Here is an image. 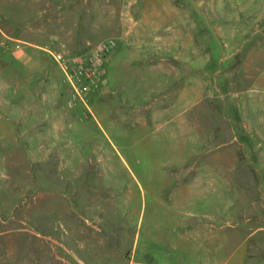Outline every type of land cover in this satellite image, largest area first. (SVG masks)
I'll return each mask as SVG.
<instances>
[{"label":"rangeland","instance_id":"obj_1","mask_svg":"<svg viewBox=\"0 0 264 264\" xmlns=\"http://www.w3.org/2000/svg\"><path fill=\"white\" fill-rule=\"evenodd\" d=\"M172 3L188 10L173 8ZM122 12H130L135 20L143 14L148 20H159L163 30L166 26L187 30L192 19L199 33L208 23L205 41L211 63H218L222 72L229 64L220 60L223 53L253 47L264 54V41H259L264 36V0H0L4 25L27 44L53 48L65 44L79 51L114 38L117 46L111 64L105 62L103 70L112 85L125 89L107 98L113 104L122 96L143 102L144 90L136 89L140 85H133L132 79L151 78L146 73L133 75L128 65L136 50L127 47L134 34L121 38L116 27ZM197 37L202 54L207 47L204 38ZM18 50L33 55L35 90H20L18 97L13 70L0 65L4 71L0 74L4 117L0 123L4 133L3 148L0 138V264H82L81 259L86 264H125L131 254L150 264H264V104L253 103L264 100L261 87L252 90L250 84H242L225 91L226 96L214 99L210 106L209 114L218 115L211 108L228 104V114L236 113L243 119L239 125L247 124L253 131L248 139L251 146L233 137L227 140L228 150L237 148L235 156L242 152L244 161L233 163L229 153L222 172L226 181L206 185L189 201L161 193L157 203L153 195L161 189L156 186L159 172L151 170L150 154L144 148H123L121 132L110 130L108 117L101 116L107 103L95 102L97 119L80 122L85 108L69 106V86L52 58L31 46ZM259 62L262 72L264 57ZM204 107L190 106L183 115H200ZM67 115L76 124L66 131L72 147L61 153L55 148L61 146L60 139L53 135L60 129L58 119ZM168 132L158 133L164 138ZM133 140L141 137L126 142L131 145ZM80 146L82 155H77ZM246 148L253 151L247 155ZM210 222L218 228L198 227ZM185 223L198 228H186Z\"/></svg>","mask_w":264,"mask_h":264},{"label":"crops","instance_id":"obj_2","mask_svg":"<svg viewBox=\"0 0 264 264\" xmlns=\"http://www.w3.org/2000/svg\"><path fill=\"white\" fill-rule=\"evenodd\" d=\"M172 7L186 9L183 8L186 6L176 3H172ZM212 9H214L213 6ZM125 12L121 13L118 21L116 20V27L121 38L128 39L134 34L133 40L127 41V47L136 50V54L133 53L134 59L132 57L128 65L133 75L137 74L142 77L143 73H146L151 77L140 82L132 79L133 85H140L136 89L144 90L142 92L143 102L122 96L117 104H113L112 101L108 103L107 98L115 94H122L125 87L112 85L106 79L103 70V84L98 91L90 96V116L84 120L80 118L81 121L79 119L78 121L83 122L90 117L97 119V113L92 106L95 105V102L99 105L107 103L106 111L102 112L101 116L108 117L110 130L121 132L122 139L125 140L123 148L138 146L144 148L145 153L150 154L151 170L159 172L160 183L156 186L161 189L154 192L155 201L160 202L161 193L162 195L173 193L172 198L177 197L189 201L192 194L203 189L206 185L214 186L217 182L226 181L223 175L227 168L229 153L232 155L233 163L241 164L244 161L242 152L238 153V157L235 156L238 152L237 148L228 150L229 142L227 140L229 137H233L232 139L235 141H242L243 145L246 144V147L251 146L248 139L253 131L247 124L239 125L243 119L236 113L228 114L229 111L226 110L228 104L224 106L216 104L211 108L216 110L218 115L209 114L210 106L214 105L212 103L214 99H218L220 96L225 97V91L237 90L240 85L245 83L250 84L252 90H256L258 87L264 90V70L260 72L259 62L260 57H264V54L257 53L253 47L251 50L241 48L231 54L223 53L220 60L228 61L229 64L222 72V70H218V63H211L213 57L206 43L208 40L206 38L209 37L208 28L211 27L208 23L203 25V30L199 29L201 30L199 33H196L192 19L191 22H188L190 25L193 24L191 30L188 29L190 25H187V30L181 26L179 28L166 26L163 30L160 28L159 20H148V17L144 16L145 14L135 20L130 12L126 14ZM215 30L221 36L222 29L218 24L215 26ZM3 35L20 40L14 35L13 30L4 25L0 18V40ZM197 35L199 38L203 37L204 41L206 40L204 43L207 48L202 54L198 52L201 38L198 42ZM259 41H264V36ZM201 46L203 47V44ZM111 56L112 54L104 61L103 67L105 62L111 64ZM10 61H14L16 66ZM33 63L34 58L29 50H13L0 44V65L13 70L15 74L13 88L18 92V97L20 90L27 92L35 90ZM113 65L119 66L116 63ZM209 68H211L210 71ZM16 70L18 71L16 72ZM1 73L3 74L4 71L0 68ZM221 76L222 80L219 79ZM147 81L148 83H146ZM143 84L145 86H142ZM253 103L259 106L264 104V100H254ZM197 105H205L202 114L183 115L186 108ZM73 116L75 117V115ZM3 118L1 102L0 123ZM57 122L60 124V129L56 130L53 137L60 139L61 146L55 148L62 153L63 148L72 147L67 141L66 131L74 128L76 122L70 115L59 118ZM164 129L169 132L163 138V136H159L158 132ZM132 132L134 136H132ZM156 134L158 135L156 136ZM136 136L141 137V140H133L131 145L126 142L130 137L135 139ZM0 138H2L3 148L4 133L1 131ZM109 140L113 149L117 153L120 152L115 141L111 138ZM82 148L81 146L77 147L78 150L75 153L82 155ZM246 149L247 155L253 151L252 148ZM249 161V165H252L253 160ZM139 162L142 163V160L139 159ZM125 163L127 164L126 159ZM217 176L220 178L217 179ZM170 203L174 204L173 201ZM206 217L212 218L208 214ZM184 225L186 228H195L194 230L198 227L218 228L217 223L212 222L199 224L198 227L186 223ZM219 229L221 230L222 227ZM219 247L221 248V244ZM81 262L86 264L83 259ZM125 264L150 263L137 261L135 254H131V259L127 260Z\"/></svg>","mask_w":264,"mask_h":264},{"label":"built area","instance_id":"obj_3","mask_svg":"<svg viewBox=\"0 0 264 264\" xmlns=\"http://www.w3.org/2000/svg\"><path fill=\"white\" fill-rule=\"evenodd\" d=\"M0 44L3 47L11 46L17 50L25 46H31L47 53L58 65L69 86V106L76 107L80 105L85 108L81 120L87 118L90 113L91 94L98 91L103 84V63L117 46L116 40L110 38L86 50L75 51L65 44H61L58 48L42 47L27 44L6 35L2 36Z\"/></svg>","mask_w":264,"mask_h":264}]
</instances>
